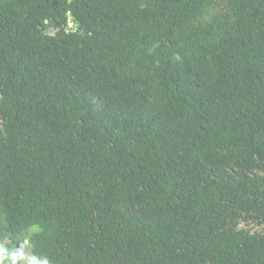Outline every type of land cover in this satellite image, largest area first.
I'll list each match as a JSON object with an SVG mask.
<instances>
[{
  "label": "trees",
  "instance_id": "16d2710c",
  "mask_svg": "<svg viewBox=\"0 0 264 264\" xmlns=\"http://www.w3.org/2000/svg\"><path fill=\"white\" fill-rule=\"evenodd\" d=\"M0 264H264V0H0Z\"/></svg>",
  "mask_w": 264,
  "mask_h": 264
}]
</instances>
